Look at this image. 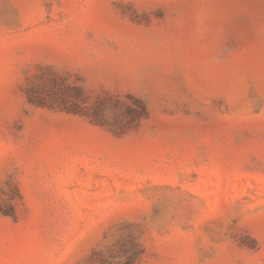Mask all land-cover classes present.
<instances>
[{
  "label": "rangeland",
  "instance_id": "1",
  "mask_svg": "<svg viewBox=\"0 0 264 264\" xmlns=\"http://www.w3.org/2000/svg\"><path fill=\"white\" fill-rule=\"evenodd\" d=\"M0 264H264V0H0Z\"/></svg>",
  "mask_w": 264,
  "mask_h": 264
},
{
  "label": "trees",
  "instance_id": "2",
  "mask_svg": "<svg viewBox=\"0 0 264 264\" xmlns=\"http://www.w3.org/2000/svg\"><path fill=\"white\" fill-rule=\"evenodd\" d=\"M10 214H11V212H10ZM12 215V214H11Z\"/></svg>",
  "mask_w": 264,
  "mask_h": 264
}]
</instances>
